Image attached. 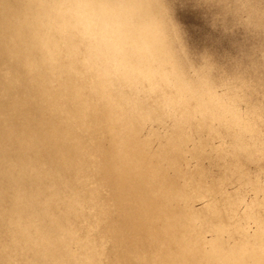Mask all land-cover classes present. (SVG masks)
Masks as SVG:
<instances>
[{
  "label": "clouds",
  "instance_id": "1",
  "mask_svg": "<svg viewBox=\"0 0 264 264\" xmlns=\"http://www.w3.org/2000/svg\"><path fill=\"white\" fill-rule=\"evenodd\" d=\"M0 264H264V0H0Z\"/></svg>",
  "mask_w": 264,
  "mask_h": 264
}]
</instances>
